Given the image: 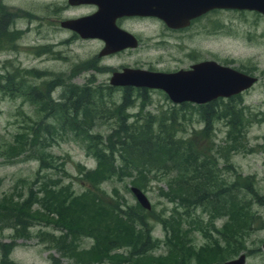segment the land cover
<instances>
[{
	"label": "trees",
	"instance_id": "16d2710c",
	"mask_svg": "<svg viewBox=\"0 0 264 264\" xmlns=\"http://www.w3.org/2000/svg\"><path fill=\"white\" fill-rule=\"evenodd\" d=\"M9 23L11 20L5 33L2 32L4 37L9 35ZM0 40L3 41L1 36ZM25 72L32 76L39 73ZM1 77L0 91L11 96L24 94L37 109L39 105L42 116L54 119V124L34 123L31 134L17 133L11 142L0 141L2 162L9 163L21 157L37 158L40 168L51 167L53 160L49 162L45 157L52 158V155L44 154V148L54 140V133L63 132L73 133V137L86 143L96 164L81 167L83 180L88 185L79 195H74L69 186L56 188L43 183L41 197L37 196L38 191L33 185L23 199L0 198V224L18 226L17 232L23 234L30 219L50 217L62 231L55 240H62L60 249L73 257L76 264H190L191 258H195L197 264H208L222 262L241 250L243 241L240 235L253 218L247 197L253 196L258 201L260 195L252 176L237 173L229 162L232 152L245 148V128L250 123L244 107L240 106L241 99H236L238 96L226 102L215 99L195 105L173 103L158 114H143L150 102L140 99L142 111L129 121L127 110L134 99H121L110 106L101 90L71 85L66 88L65 97L55 100L48 86L42 89L25 85L18 70L6 72ZM188 107L199 116V122L203 124L201 129L188 130L186 123L193 114ZM101 119L105 122L113 119L114 122L104 137L94 132ZM219 119H224L227 125L223 145L213 149L211 141V147H200V143L206 144L210 140L214 122ZM51 127L55 128L52 130ZM219 157L224 158L222 168L218 167ZM221 169L235 173L233 180L227 181L221 175ZM149 176L164 180L167 189L162 191L163 195L184 208L187 214L190 209L202 208L210 218H225L218 230L220 238L195 250L187 229L183 231L181 228V220L171 215L161 219L170 249L166 254L149 253V249L158 245V240H152L149 235L146 218L149 210L137 201L135 205H125L124 197L119 196L116 189L114 192L118 198L115 203L101 199L96 193L101 183L116 177H131V186L144 192ZM36 202L40 207L34 208ZM83 236L93 240L88 249L79 248L76 243ZM62 243L66 244L65 247ZM121 248L128 251L119 252Z\"/></svg>",
	"mask_w": 264,
	"mask_h": 264
},
{
	"label": "rangeland",
	"instance_id": "374dc122",
	"mask_svg": "<svg viewBox=\"0 0 264 264\" xmlns=\"http://www.w3.org/2000/svg\"><path fill=\"white\" fill-rule=\"evenodd\" d=\"M34 3L35 0L0 1V16L6 14L12 17L9 23V35L1 36L3 41L0 40L2 45L0 48V81L4 73L18 70L21 80H25V85H36L42 89L48 86V91L55 100L67 95V86L57 82L60 75L63 78L71 74L74 77L73 81L79 84L85 83L86 76L92 75L103 82L108 81L111 75V71L102 69L103 67L120 68L123 64L134 63L145 68L153 67L160 71H171L185 67L188 63L198 59H213L257 77L256 83L236 98L241 99L240 106L244 107L250 123L245 128V148L232 152L229 162L233 164L237 173L252 176L260 200H255L253 196L247 197L251 205L249 213L253 218L250 225L243 229L244 233L240 235L243 241L241 250L232 255L229 260L237 258L239 254L246 251L244 264H263L264 256H260V246L264 239V15L248 10L214 9L197 19L183 33L177 32L169 35L165 39L166 44L161 45L160 49L112 56L98 62V69L94 70L84 66L87 60L95 57V52L99 47L98 42L73 38L63 30L56 33L43 30L47 32V37L40 36L39 38L34 29ZM83 10V8H76V10L68 11L67 14H77ZM7 24L8 21L3 26L6 27ZM161 30V24L152 26L154 34ZM60 41L66 42L57 44L53 53L44 51L45 48L40 46L56 44ZM25 71H38L39 73L32 76ZM93 89L101 90L105 101L110 106L113 102L121 101L124 93L122 89L117 88ZM132 93L139 95L136 91ZM143 95L150 103L142 111L140 110L141 100L134 98L133 105L127 110L130 114L129 121H132L133 115L140 111L143 114L146 112L158 114L173 105L161 89H152ZM10 96L0 91V141L11 142L17 133L31 134V127L39 121L43 125L54 124L53 117L42 116L39 105L37 109L24 94L23 96ZM218 99L226 102L228 98ZM188 109L193 113L192 116L189 115L191 118L186 123L188 130L201 129L203 124L199 122V116L195 114L193 108L188 107ZM113 124V119L107 122L101 119L94 132L104 137ZM226 131L225 120H216L210 140L206 144L200 143V147H211V141L213 149H216L218 145H223ZM54 134V140L50 141V145L43 151L44 154L52 155V158L45 157L49 162L53 160L51 167L40 168V160L37 158L21 157L9 163L2 162L0 158V198L7 196L16 200L23 199L29 187L33 185L38 191L37 196L41 197L43 183L56 188L69 186L74 195H79L86 190L88 183L83 180L80 169L81 167H94L95 158L89 154L86 143L73 137V133L56 132ZM218 162V167L221 168L225 164L223 157H219ZM220 173L229 182L235 176V173L224 169H221ZM149 177L144 193L151 203V209L146 212V218L151 239L158 240L157 247L149 249V253L166 254L170 249L169 243L165 240V230L161 219L169 218L171 215L181 220V228L183 231L187 229L190 244L195 250L219 239L218 230L222 227L225 218H210L209 213L202 208L190 209L187 214L184 208L178 207L163 195L162 191L167 189L164 180ZM131 179V177L113 178L101 183L96 193L101 199L115 203L118 198L114 192L116 189L118 195L124 197L125 205H135L136 199L129 189L132 185ZM37 207H40L38 202L34 204V208ZM28 222L27 230L23 234L17 232L18 226L0 224V239L16 242L12 260H10L12 264H76L73 257L60 249L61 244L59 243L62 240H55L62 231L50 217H43L40 220L37 216ZM206 232L207 235H205ZM76 243L79 248L88 249L93 245V240L83 236ZM65 245L62 243L63 247ZM118 251L126 253L128 249L121 248ZM191 260L190 264H197L195 258Z\"/></svg>",
	"mask_w": 264,
	"mask_h": 264
},
{
	"label": "water",
	"instance_id": "95a60500",
	"mask_svg": "<svg viewBox=\"0 0 264 264\" xmlns=\"http://www.w3.org/2000/svg\"><path fill=\"white\" fill-rule=\"evenodd\" d=\"M146 3L137 8L132 6L133 12L156 16L170 27L186 26L190 20L214 9L248 10L264 15V0H146ZM119 8L100 6L93 14L65 20L61 25L83 38L101 37L115 49L118 48L120 34L113 21ZM256 81V76L212 59L202 60L192 64L189 69L175 72L124 68L121 72H114L111 77L113 85L161 89L174 104H205L220 97L229 98L249 89ZM130 190L141 207L151 209V203L142 190L135 186H131ZM244 263V254L224 262Z\"/></svg>",
	"mask_w": 264,
	"mask_h": 264
},
{
	"label": "flooded vegetation",
	"instance_id": "af4514ba",
	"mask_svg": "<svg viewBox=\"0 0 264 264\" xmlns=\"http://www.w3.org/2000/svg\"><path fill=\"white\" fill-rule=\"evenodd\" d=\"M2 1V0H0ZM108 6H120L119 10L116 11L118 15L114 18V25L118 28L120 36L117 43V47L112 49L113 46L106 43V41L101 37H94V38H83L77 32L65 28L61 25V23L65 20L75 19L82 16L90 15L96 12L100 6L102 7ZM147 5L146 0H35L34 3V15H33V22L34 29L37 32L39 38L47 37V32L50 31L56 33L59 30H63L68 32L73 38L86 41V40H93L97 41L99 47L95 52V57L86 61L84 67L93 68L94 70L98 69L97 63L102 61L103 59H109L112 56L116 55H123V54H138L143 53L145 51L153 50V49H160L161 45H165V39L168 38L169 35L174 33H183L187 29H189L197 19L205 16L210 11L198 16L192 20L186 26L182 27H170L168 26L162 19L153 16L147 15L144 13H137L133 12V7H141ZM133 6V7H132ZM76 8H83L84 10L77 14H67L68 11ZM131 8V9H130ZM12 17H9L6 14L0 16V36H3L5 33V24L7 21H10ZM31 20H29L30 22ZM155 22V24H153ZM156 24L162 25V30L158 33L152 32V26ZM107 27V26H105ZM3 32V33H2ZM122 33V34H121ZM41 36V37H40ZM66 41H60L56 44H44L42 46L44 51H48L53 53L55 46L57 44L63 43ZM202 60L208 59H198L191 63H188L185 67H179L177 69H173L171 71H160L156 70L153 67L145 68L138 64H123L120 68H113V67H100L102 69L110 70L111 75L108 77V81H99L95 75L86 76L85 83L79 84L73 81L74 77L70 75H65L66 77L61 78L62 75L59 76L57 82L61 83V85H65L67 87L71 85L80 86L83 88H105V89H122L124 91L122 99H146V96L143 93H148L149 90L156 89V88H148V87H141V86H134V85H113L111 83V77L114 72H121L124 68H131V69H144L148 71H156V72H175L180 69H189L192 64L200 62ZM213 60V59H212ZM86 69V68H85ZM241 71V70H240ZM243 72V71H242ZM76 77V76H75ZM136 91L139 95L133 94L132 92ZM244 92V91H243ZM242 93V92H241ZM236 94L234 96H240V94ZM167 95V94H166ZM168 97V96H167ZM233 97V96H231ZM229 97V98H231ZM221 98V97H220ZM228 98V99H229ZM169 99V97H168ZM218 99V98H217ZM58 100V99H56ZM61 100V99H60ZM3 236V235H2ZM220 238V236H219ZM16 248V242L10 241L9 239L2 240L0 239V264H12L10 260H12V253ZM246 253V251H244ZM245 253H241L244 254ZM239 254V255H241ZM238 255V256H239ZM264 256V239L262 240L260 246V256ZM236 258V257H235ZM233 259V258H231ZM246 259V255H245ZM226 259L222 261L224 264ZM215 263L219 264L221 262L213 261L210 264ZM264 264V263H263Z\"/></svg>",
	"mask_w": 264,
	"mask_h": 264
}]
</instances>
